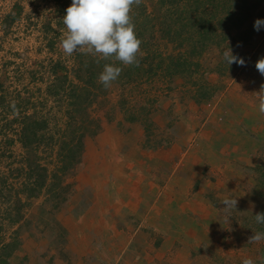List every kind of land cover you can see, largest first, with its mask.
Segmentation results:
<instances>
[{"label": "rangeland", "instance_id": "obj_1", "mask_svg": "<svg viewBox=\"0 0 264 264\" xmlns=\"http://www.w3.org/2000/svg\"><path fill=\"white\" fill-rule=\"evenodd\" d=\"M67 1L68 8L72 1ZM60 4L58 0H0V179L7 176L5 186L0 187V232L4 241L10 240L18 226L19 235L26 233L33 238L43 233L39 219L49 221L52 213L45 201L50 195L49 185L33 197L22 190L23 182L31 184L34 177L29 178L27 153L18 141V132L25 114L46 119L47 136L35 161L46 166L50 173L60 168L56 140L65 135L69 98L66 92H55L57 83L52 66L60 62L66 68L60 67L59 73L68 72L69 78L77 81L72 70L78 52L66 56L60 47L62 34L66 32L63 24L66 12L60 11ZM145 4V14L156 19L153 0H145ZM138 8L133 5L131 11L135 31L143 21ZM166 8L163 5V11ZM18 11V17L5 25V18L9 14L15 16ZM244 18L243 29L222 28L216 19L215 36L201 55L193 57L196 65L188 70L180 67L182 71L178 73L169 66L186 46H178L163 36L161 25L154 19L143 33L136 32L142 40L139 65L125 66L120 62L121 74L110 88L105 89L97 80V87H91L89 92L92 100L94 97L89 116L94 125L102 124L98 135L112 136L111 128L122 137L136 130L140 145L148 154L183 149L191 152V157L189 154L186 159L200 160L209 186L202 187L194 196L199 203L195 201L193 208H197L199 216L207 215L201 217L208 218L206 224L201 220L196 223L217 233L213 236L217 249L214 254L205 252L199 264H242L245 258L259 264L264 259V240L248 242L253 232H264V224L255 220V214L264 213V114L258 110L255 94L264 84V76L255 67L257 60L264 57V27L259 31L254 27L257 19L264 20V3L244 13ZM182 22L186 23L185 17ZM252 27L254 34L244 41L247 30ZM227 48L243 57L245 65L229 66L223 60V51ZM112 60L118 66L119 61ZM96 137L89 144L87 167L83 170L79 166L74 174L62 176L63 188L57 190L66 194L67 200L80 194L76 188L78 183L85 188L94 181L99 189V175L102 181L111 166L105 155H101V163L95 164L93 156L97 151L94 150L101 152V147L108 148L107 139L95 141ZM8 138H13L12 144H8ZM197 154L200 157H193ZM96 166L102 168L98 171ZM32 175L36 176V172ZM51 180L50 175L48 184ZM111 197L106 198L107 204L112 203ZM225 197L237 198V209L226 212L221 203ZM59 198L53 199L59 202ZM99 201L102 203L103 197ZM186 203L184 207L177 206V210L182 207L189 213ZM14 205L19 206L22 215L18 224L9 221V215L15 214ZM42 206L45 212H41ZM171 207L173 210L174 206ZM61 208L59 211L64 212ZM30 240L25 245H32ZM75 240L68 241L72 249ZM77 252L74 253L76 262L91 259Z\"/></svg>", "mask_w": 264, "mask_h": 264}, {"label": "crops", "instance_id": "obj_2", "mask_svg": "<svg viewBox=\"0 0 264 264\" xmlns=\"http://www.w3.org/2000/svg\"><path fill=\"white\" fill-rule=\"evenodd\" d=\"M112 130V136L107 133L105 138L106 133H102L95 138L108 140L107 149L94 150L95 164L105 155L111 165L105 180L98 177L100 188L93 181L84 191L78 183L80 194L63 204L64 212L54 213L51 225L39 219L43 233L33 238L20 235L22 243L11 264H75L77 251L91 259L76 264H199L205 252L215 253L213 236L217 233L196 223L201 220L206 224L208 218H201L207 215L199 216L193 208L195 201L199 203L194 196L209 186L200 160L186 159L191 152L183 149L148 154L136 130L123 137ZM89 144L91 139L86 141L82 169L90 161L86 159L91 152ZM96 168L99 171L102 166ZM110 197L112 203L107 204ZM185 203L189 213L182 208ZM29 239L33 244L27 246ZM69 240L76 241L73 249Z\"/></svg>", "mask_w": 264, "mask_h": 264}, {"label": "trees", "instance_id": "obj_3", "mask_svg": "<svg viewBox=\"0 0 264 264\" xmlns=\"http://www.w3.org/2000/svg\"><path fill=\"white\" fill-rule=\"evenodd\" d=\"M58 2H61L60 11L66 12L68 1L58 0ZM263 3L264 0H155V3L153 0L154 11L157 13L155 19L154 16L145 14L146 4L145 0H142L138 9L141 15H143V21L137 26L136 32L140 35L148 28L150 22L154 19L158 20L163 36L177 42L178 46H186L183 51L177 53V57L170 64L169 68L172 67L170 69L173 72L182 71L185 69L184 67L188 70L191 65L194 67L195 63H197L193 61V57L201 55L206 50L207 44L215 36V31L217 30L216 19H218L217 23L222 28L243 29V23L245 22L244 13L247 14L252 9L261 7ZM163 5H167L164 11ZM19 13L20 11L15 16L9 14L4 20L5 25L13 22ZM220 15L224 16L220 18ZM184 17L186 18L185 24L182 22ZM47 26L50 28V24ZM254 31L253 27L247 30V35L243 40L248 41L254 34ZM97 59L98 57H94L91 54H84L79 51L76 53L74 57L76 65L72 71L73 77L77 81L70 79L68 72L59 73L60 67L66 68L60 62L52 66V73L56 75L55 80L57 83L55 92H66V96L69 98L67 103L69 106L67 111L68 121L64 128L65 135L56 140V142H59L60 168L50 173L46 166H42L35 161L38 151L42 143H44V138L47 136L44 133L49 127L46 119L25 114L20 132H18V141L27 153L25 161L29 170H31L29 178L32 179L31 177H34L31 184L23 182L25 187L22 190L28 197H33L38 196L43 191V188L49 185L48 193L50 195L45 200L50 206V211H52L51 217L47 221L49 225H51L54 213L67 200L66 194L57 190V188H63L62 176L66 173L74 174L77 168L81 166L87 139L96 137L102 126L101 123L94 125V120L89 116V106L94 102V97L92 100L89 96L92 92L91 87H97L98 77L103 71L105 64L114 63L115 65L116 62H113L112 58H109L108 60L101 59L97 63ZM120 65L121 63L118 62V67ZM180 67L183 69H179ZM50 139L51 141L54 140L53 137ZM13 141V138L7 139L8 144H12ZM16 170L20 172L19 168ZM33 171L36 172V176L32 175ZM50 175L52 180L48 184ZM6 182L7 176L1 178L0 187L5 186ZM9 189H12L11 186ZM55 197H60L61 202L54 200L53 198ZM18 207L14 208L15 214L9 215L10 224H18L22 219ZM44 211H46V208L42 206L41 212ZM1 227L2 225L0 226V230ZM19 231L20 226L15 228L9 241H4V237L0 232V264H11V259L15 256L22 243ZM58 236L62 237L61 235ZM63 238L62 240H64Z\"/></svg>", "mask_w": 264, "mask_h": 264}, {"label": "clouds", "instance_id": "obj_4", "mask_svg": "<svg viewBox=\"0 0 264 264\" xmlns=\"http://www.w3.org/2000/svg\"><path fill=\"white\" fill-rule=\"evenodd\" d=\"M142 0H72L63 17L66 32L62 34L60 47L66 56L79 51L101 59L114 58L125 66L139 65L138 55L141 52V39L135 31L131 11L133 5L139 6ZM257 31L264 27V20L257 19L254 25ZM223 60L231 66L233 63L244 66L243 57L234 55L231 48L223 51ZM255 67L264 76V57L257 60ZM121 67L105 64L98 77V82L105 89L121 74ZM258 99V110L264 114V84L255 93ZM225 211L237 209L238 199L225 197L221 200ZM258 224H264V213L255 214ZM249 243L264 240V232H253ZM242 264H257L252 258H245ZM259 264H264V259Z\"/></svg>", "mask_w": 264, "mask_h": 264}]
</instances>
